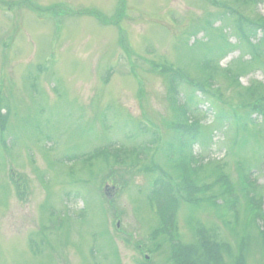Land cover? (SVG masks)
Instances as JSON below:
<instances>
[{"label": "rangeland", "instance_id": "1", "mask_svg": "<svg viewBox=\"0 0 264 264\" xmlns=\"http://www.w3.org/2000/svg\"><path fill=\"white\" fill-rule=\"evenodd\" d=\"M263 29L264 0H0V264H205L200 232L264 264Z\"/></svg>", "mask_w": 264, "mask_h": 264}, {"label": "trees", "instance_id": "2", "mask_svg": "<svg viewBox=\"0 0 264 264\" xmlns=\"http://www.w3.org/2000/svg\"><path fill=\"white\" fill-rule=\"evenodd\" d=\"M238 18H240V16H237ZM240 21V22H239ZM237 22L238 24V28L242 25V23L244 22L243 20H239ZM264 30V29H263ZM264 38V35H263ZM179 75L176 76V74L174 75V81L176 82V84H178V80H180V77H184L181 73H178ZM171 84L173 85V81L171 82ZM174 88H172L173 90ZM176 93V91L174 92V94ZM172 96V95H171ZM178 97V95H177ZM172 96L173 102L176 101V99ZM189 99V97H188ZM180 109V107H179ZM181 110V109H180ZM195 123V126L197 124V121L192 120ZM183 133L187 134L186 130L184 129L181 132H178L177 134V139L176 141L178 142L179 136L182 135ZM180 134V135H179ZM196 133L195 134H190V130L188 132V137L191 139H194L196 137ZM183 139L184 138H180ZM183 141L181 140V145H183ZM198 161L200 160H204V159H196ZM203 167V166H201ZM222 172V171H221ZM216 177V176H214ZM228 176L226 175V173L222 172V174L220 175V177L218 178L219 180L216 181V185L221 184L223 186V188L228 189V191H231V193L233 192L232 185L229 182V178H227ZM246 178V177H245ZM217 179V178H216ZM162 183V186L160 185V187L155 190L154 192H152V194L150 196H152L153 199H155L156 202V207L158 208L157 210L159 211L160 214V219L163 225V229H161L163 231L164 234L168 235L169 237L171 236L172 232L174 231V212L175 209L173 208V206L175 205V201L176 199L174 198V196L171 195V188L169 187V184H167L166 182L164 183L162 180H160ZM226 182V184H225ZM160 183V182H159ZM191 185V184H190ZM206 187V188H205ZM205 187L203 188H192L189 185L186 186L185 191V195H186V201L192 203H199L204 201L203 198L201 197H197L201 194H205L208 193L205 190L208 188L207 185H205ZM211 188V186H210ZM193 195V196H192ZM219 195H225L224 190H221V192L219 193ZM194 197L197 198L196 201H194ZM215 197H213V195H209L207 200L210 201L212 204ZM215 201V200H214ZM256 201H252V203H255ZM260 203V202H258ZM200 246H199V251L201 252V255L204 259H206L205 264H209V263H214V264H218L220 262V257L218 256L219 254V249L221 247V245H217L216 243L208 240V238L205 236V234L203 232H200ZM171 238V237H170ZM183 246L176 242L175 244H173L171 246V255L174 259V261L177 264H197L196 260H195V256L197 254V252L194 250V248L192 247H183Z\"/></svg>", "mask_w": 264, "mask_h": 264}]
</instances>
